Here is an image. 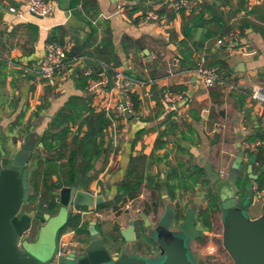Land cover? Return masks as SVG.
<instances>
[{
    "label": "crops",
    "instance_id": "1",
    "mask_svg": "<svg viewBox=\"0 0 264 264\" xmlns=\"http://www.w3.org/2000/svg\"><path fill=\"white\" fill-rule=\"evenodd\" d=\"M49 1L53 3L51 13L40 17L31 13L23 0H0V165L11 162L28 142L33 145L29 179L38 167L39 155L46 158L61 152L65 162L70 149L77 147L74 139L81 141L88 131L87 118L94 112L105 113L110 120L105 107L112 112L124 99L115 86L114 69L122 70L134 81L127 95L132 111L120 119L116 139L110 120L103 130L104 151L94 162L85 161L93 166L79 176L77 186L112 202L125 180L140 179L138 195L128 201L147 200L134 213L102 218L78 215L86 230L70 235L73 250L91 240L90 223L96 221V228L116 254L124 244L121 230L134 222L135 252L150 256L137 251L138 242L142 251L155 254L157 246L150 240L140 244L138 237L139 227L145 228L142 213L152 226L164 217V205L157 207V200H150L148 194L160 192L163 201L172 199L180 204L172 223L177 228L191 207L196 208V220L199 212L207 209L208 199L202 196L179 201L178 195L186 189L192 186L200 192L209 187L222 197L234 191L229 173L240 150L246 154L240 178L248 182L247 168L253 153L246 144L250 141L263 142L254 169L258 174L264 172V102L250 95L254 87H264V0H191L180 12L173 9V0ZM11 6L17 11L12 12ZM202 10L206 13L198 19ZM148 14L161 18L148 19ZM186 26L192 28L188 37ZM199 28L203 31L197 38ZM233 28L241 31L238 44L222 43L221 37ZM49 43L69 49L55 85H48L38 69ZM85 57L93 58L96 64L87 65ZM201 59L220 68L222 84L206 89L194 79ZM148 79L153 84L137 83ZM93 81L100 82L96 91L90 90ZM164 89L186 96L176 106L170 105L162 98ZM135 98L139 101L136 109ZM63 129L69 131L66 145H57L56 152L46 150L43 138ZM59 143L54 140V144ZM207 164L220 173L218 181L209 180ZM52 179L58 180L56 175ZM37 182L41 191H34L42 199L39 203L47 207L40 185L42 176H37ZM254 187L259 188L258 182ZM55 192L60 206L59 187ZM261 209L254 205L253 217L260 215ZM218 210L211 217L212 223L222 212ZM30 211L39 212L37 206ZM111 240L116 242L112 245ZM194 245L195 241L192 248Z\"/></svg>",
    "mask_w": 264,
    "mask_h": 264
},
{
    "label": "water",
    "instance_id": "2",
    "mask_svg": "<svg viewBox=\"0 0 264 264\" xmlns=\"http://www.w3.org/2000/svg\"><path fill=\"white\" fill-rule=\"evenodd\" d=\"M202 31V28L198 29L197 38H200ZM145 52L148 53L147 50ZM83 60L87 65L96 64L91 57H85ZM194 79H197L196 75ZM221 112L223 114V111ZM23 149H29L28 144ZM32 156L33 150L29 149L27 160L14 157L11 162L0 165V264H58L47 253L37 256L22 249L25 235L32 228L33 221L39 222L35 211H22L23 204L28 203L31 196L28 166ZM245 156L243 150L237 153L229 173L231 181L236 186L234 191L226 197L218 194L222 209V241L234 264H264V207L260 215L256 217L252 215V208L256 202L254 186L259 178L254 169L258 151L249 159L248 182L242 187L239 179ZM206 171L211 182L219 180L220 173L214 171L211 165H206ZM58 187L60 202L69 210L74 206L97 207L106 201L104 195H95L78 186L67 187L58 183ZM43 216L47 221L51 219L49 213H44ZM142 217L145 225L152 227L153 237L149 238L145 232L144 240H150L157 246L158 251L153 256L139 255L135 252L137 231L134 222L121 230L124 244L115 254L112 246L105 242L96 228L97 222L92 221L89 227L91 240L72 250L65 261H62L63 264H195L190 258L192 242L201 236V231L197 228L195 207L189 209L186 218L177 228L162 222L152 226L145 213H142ZM44 226L41 225L42 228ZM110 242L113 245L116 241Z\"/></svg>",
    "mask_w": 264,
    "mask_h": 264
},
{
    "label": "trees",
    "instance_id": "3",
    "mask_svg": "<svg viewBox=\"0 0 264 264\" xmlns=\"http://www.w3.org/2000/svg\"><path fill=\"white\" fill-rule=\"evenodd\" d=\"M205 10L200 12L198 19H201L205 15ZM189 26L185 28V35L188 37L191 35ZM214 33H211L210 36H213ZM76 56H85L86 53L81 52H73ZM217 64V62H216ZM135 109L138 108L139 101L138 99H133ZM88 124V131L86 132L85 136L79 141V139L75 138L74 141L77 143V147L70 149V154L67 157L65 162H62L63 154L60 152L59 155L48 156L44 158L43 156H37L40 158L37 161L38 167H36L31 172V177L29 179L30 185L34 187V190L40 192L39 190V183L37 182V176L40 175L43 178V182L40 184L42 185L43 190L45 193L43 194V198L47 202V207H44L42 203L37 205V209L39 212L36 214V218L39 221L44 220V213H54L57 211L59 207V202L56 201L57 193L55 192L58 189V183H64L68 186H77L81 176L84 174L85 170H89L93 164H88L85 161L94 162L97 158H99L104 151L103 149V130L109 125L110 120L106 117L105 113H94L91 117H88L86 120ZM69 131L67 129H63L60 133L56 135H52V137H44L43 143L44 148L48 151H55L57 145H66V139ZM50 134V133H49ZM53 141H52V140ZM51 142H50V141ZM54 140H59V144H54ZM56 152V151H55ZM81 160V162H80ZM203 172V168H200ZM56 175L58 180L53 181L52 176ZM197 180V179H196ZM207 183L205 179L203 181ZM259 188H264V172L259 174V178L257 180ZM239 184L241 186H245V182L239 179ZM141 185V180L137 179L133 182L124 181L121 185L118 186V194L115 196L113 203H118L120 200H130L138 195V191ZM31 199V197H30ZM208 208L204 211L199 212V219L205 224L204 226L212 229L213 223L211 220L212 215L218 210L220 205V198L218 193L213 190H209L208 195ZM112 202H104L103 204L97 206L98 209H103L112 205ZM79 208H87L85 206H78ZM43 209L46 212H43ZM186 215L184 214L183 217ZM178 219V217H177ZM81 218L78 215H71L67 222L59 229V238L62 234L68 231V229H75L77 232H84L85 226L81 225ZM138 237L140 234L138 232ZM202 239L201 236L198 240Z\"/></svg>",
    "mask_w": 264,
    "mask_h": 264
},
{
    "label": "built area",
    "instance_id": "4",
    "mask_svg": "<svg viewBox=\"0 0 264 264\" xmlns=\"http://www.w3.org/2000/svg\"><path fill=\"white\" fill-rule=\"evenodd\" d=\"M28 4L29 10L36 16L46 17L48 16L53 8V3L49 0H23ZM191 0H173L172 7L176 12H180L183 9H187L190 5ZM12 12H16L17 9L14 6L9 7ZM148 19L160 20L161 16L157 14H148ZM221 42L229 45H237L241 38V31L238 28H233L230 32L224 34ZM69 49L63 45L58 43H49L47 49L46 57L41 61V78L48 85H55L56 83V75L58 71H60L64 66L67 59ZM115 70V86L118 90L122 91L124 94V99H121L119 103L115 106L114 111H110L109 107H105L106 112L108 113L111 120V131L113 137L116 139L118 132V125L120 119L125 116L127 113L132 111L133 104L127 98L129 92V86L134 81L128 77L124 71ZM195 73L197 76V81L206 89L215 88L217 85L222 84V74L221 70L217 66L208 65L204 59H201L196 68ZM87 74H91V71H88ZM105 81H102L104 84ZM138 84H153L151 79L148 81L138 80ZM100 86L99 81H93L90 85V90L96 91L97 87ZM252 98L264 102V87L256 86L254 87L252 93L250 94ZM185 93L183 92H173L169 89H164L162 91L163 100L170 105H177L185 98ZM114 143V149L116 148V141ZM263 147L262 140L250 141L246 144V149L250 153H254L259 151ZM115 150L112 153V157H114ZM254 197L255 200H264V189H259L254 187ZM132 201H126V208H130ZM74 215H80L83 217L84 215H94L97 218H102L103 213L97 207H87V208H79L78 206H74L73 208ZM223 231V227L221 228ZM75 229L69 230L67 233L62 234L59 238L58 242V251L56 254V261L58 264H61L59 261L60 257H67L71 254L73 248V239L70 236L75 233ZM213 246V245H212Z\"/></svg>",
    "mask_w": 264,
    "mask_h": 264
},
{
    "label": "rangeland",
    "instance_id": "5",
    "mask_svg": "<svg viewBox=\"0 0 264 264\" xmlns=\"http://www.w3.org/2000/svg\"><path fill=\"white\" fill-rule=\"evenodd\" d=\"M27 144H28L29 149H33V145L31 143L28 142ZM29 149H23L17 155L15 154V157L21 160H27L29 158ZM106 176L103 177L104 180ZM187 192L188 193L190 192V193L188 194ZM208 192H209V187L199 192L197 188L195 189L194 187L191 186L189 190L186 189V191H184V193H187V194L182 193L178 195L177 198L179 201H183L187 199L188 197L192 198L193 200L194 198L193 196H202V199H206ZM147 196L150 200H153V199L157 200V204H156L157 207L164 205L163 206L164 217L161 219V222L163 224H167L173 227L172 223L176 217V213L179 209L180 204L176 203V200L174 201L172 199L170 200L165 199V201H163V198L161 197L160 192L158 193L154 192L153 195L148 194ZM30 197L31 199H29L28 203L23 204L22 211L32 210L38 205L40 200H42L40 196H38V194L35 193L33 187H31ZM145 201L147 200L132 201L131 207L126 208L125 206L126 201L120 200L118 203L112 202V205L110 207L106 208V210L101 209L100 211H102L103 215H107V216L118 215L120 213L127 214L129 212L134 213L138 208H141L144 206ZM195 204H198V202H196ZM254 205L264 207V200L262 199L257 200ZM206 208H208V204ZM218 211H221V209ZM157 213L155 214L157 215ZM221 213L218 215V219L216 217V220H215V223H213L212 229L205 227L204 223H203L204 225H202L199 219L197 218L198 220L197 226L203 232H202L201 240H198V239L194 240L195 245L192 248V251L190 252V258L194 261L195 264H234L231 256L228 254V252L225 250L223 246L222 229H221L222 228V223H221L222 214ZM49 214L51 215V219L48 221L47 219L46 220L44 219L43 221H39L38 225L37 224L34 225V221H33V226H32L33 229L31 228V230H29V232L25 235L24 242H23L24 246L22 249L27 250L37 256L44 255L45 253H47L48 255L51 256L52 259L56 260V254H57L58 247H59L58 229L63 223H65L68 220V218L72 214V211L63 207L61 204L58 207L56 212L49 213ZM42 224L45 225L43 228L41 227ZM139 229H140V232H139L140 234L139 243L140 244L142 241L144 242L145 232H147V236L149 238L153 237V231H152L151 226L145 225V228H144V226L141 225ZM136 249L140 253H146V255H150V256L154 255L153 253L142 251V249H140L138 246V242H136ZM65 258L66 257L59 258V261L61 264H63L62 261H65Z\"/></svg>",
    "mask_w": 264,
    "mask_h": 264
}]
</instances>
